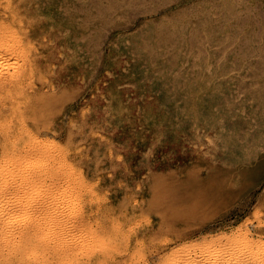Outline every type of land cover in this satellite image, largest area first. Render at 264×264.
Returning <instances> with one entry per match:
<instances>
[{
  "label": "rangeland",
  "instance_id": "374dc122",
  "mask_svg": "<svg viewBox=\"0 0 264 264\" xmlns=\"http://www.w3.org/2000/svg\"><path fill=\"white\" fill-rule=\"evenodd\" d=\"M219 244L264 264V0H0V264Z\"/></svg>",
  "mask_w": 264,
  "mask_h": 264
},
{
  "label": "bare ground",
  "instance_id": "6f19581e",
  "mask_svg": "<svg viewBox=\"0 0 264 264\" xmlns=\"http://www.w3.org/2000/svg\"><path fill=\"white\" fill-rule=\"evenodd\" d=\"M5 79V78H4ZM2 85V84H1ZM4 85V84H3ZM32 151V150H31ZM173 186H174V184H173ZM171 187V186H170ZM173 188V187H172ZM171 189V188H170ZM170 189H169V191H170ZM219 189H220V187L218 188V187H216V186H213V191H212V198H211V200H212V202H211V204H213V203H216V202H218L219 201ZM172 190V189H171ZM174 190V189H173ZM204 190V189H203ZM176 191V190H175ZM175 191H174V193H171V195H174L175 194ZM173 192V191H172ZM170 194V193H169ZM168 194V195H169ZM176 194H177V192H176ZM170 195V196H171ZM177 201V200H176ZM148 205V204H147ZM229 252V249H228V246L227 245H224V244H219L218 246H214L213 248H212V250H211V261H210V264H244L243 263V261H235V259H232V258H230V256L228 257L227 256V253ZM239 253V252H238ZM250 259V258H249ZM250 262H252L251 260H250ZM249 262V263H250ZM259 263V262H258ZM257 263V264H258ZM263 263H264V261H263ZM196 264H202V263H199V262H197ZM245 264H246V262H245ZM252 264V263H251Z\"/></svg>",
  "mask_w": 264,
  "mask_h": 264
}]
</instances>
